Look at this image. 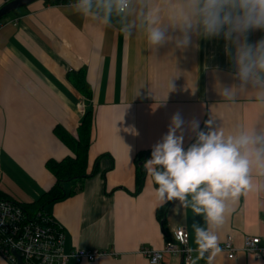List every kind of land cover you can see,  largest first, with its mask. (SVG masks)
I'll list each match as a JSON object with an SVG mask.
<instances>
[{
	"label": "crops",
	"instance_id": "0c3cea01",
	"mask_svg": "<svg viewBox=\"0 0 264 264\" xmlns=\"http://www.w3.org/2000/svg\"><path fill=\"white\" fill-rule=\"evenodd\" d=\"M73 3L36 0L0 22V191L17 203H30L49 189L54 177L46 161L72 154L61 132L75 136L83 113L91 110L87 170L101 155L98 172L75 185L63 183L67 194L44 211L64 229L65 251L113 253L70 264H151L141 247L162 249L181 225L188 247H194L191 225L203 221L171 201L166 234L156 217L162 203L146 171L136 192V154L152 151L176 112L207 131L205 121L212 115L217 124L229 126L235 119L254 120L256 109L246 98L241 107L221 103L218 87L237 83L222 37H193L186 50L168 44L153 52L142 34L126 38L77 13ZM261 38L264 32L254 31L248 39ZM193 142L195 135L186 132L184 147ZM25 175L38 185L36 193L41 191L29 201L15 192L25 188L18 180ZM233 208L218 235L220 245L231 235L238 250L233 259L222 252L213 264H264V189L242 195ZM245 235L259 237L258 256L240 249ZM195 256L192 252L190 264ZM0 264L9 263L0 256ZM158 264L183 261L165 254Z\"/></svg>",
	"mask_w": 264,
	"mask_h": 264
},
{
	"label": "clouds",
	"instance_id": "9594fccd",
	"mask_svg": "<svg viewBox=\"0 0 264 264\" xmlns=\"http://www.w3.org/2000/svg\"><path fill=\"white\" fill-rule=\"evenodd\" d=\"M71 7L126 38L142 34L153 52L168 44L186 50L193 37L226 41L237 83L218 87L221 103L241 107L246 98L255 106L256 118L225 126L212 115L205 131L198 120L186 123L176 112L143 165L162 204L179 201L201 217L203 223L194 220L191 225L194 247L188 252L196 253L192 264H213L223 252L218 233L233 205L242 195L264 189V38L255 43L248 39L254 31L264 32V0H74ZM169 84L173 90L171 80ZM186 132L195 135L187 148ZM173 234L185 241L183 225Z\"/></svg>",
	"mask_w": 264,
	"mask_h": 264
},
{
	"label": "built area",
	"instance_id": "2783aa9c",
	"mask_svg": "<svg viewBox=\"0 0 264 264\" xmlns=\"http://www.w3.org/2000/svg\"><path fill=\"white\" fill-rule=\"evenodd\" d=\"M9 0H0V7ZM7 209V210H6ZM178 228V227H177ZM176 228V229H177ZM183 243L174 234L167 239L162 249L141 247L142 254L151 264H158L165 254L181 256L183 264H190L192 253L188 252V233ZM65 232L62 226L44 210L27 213L12 200L0 199V256L9 264H19L11 250L20 256L21 264H70L81 261H95L112 252L100 249L71 248L64 250ZM257 236L245 235L241 250L258 256ZM223 252L229 259L235 257L238 248L234 247L231 235L221 243Z\"/></svg>",
	"mask_w": 264,
	"mask_h": 264
},
{
	"label": "trees",
	"instance_id": "16d2710c",
	"mask_svg": "<svg viewBox=\"0 0 264 264\" xmlns=\"http://www.w3.org/2000/svg\"><path fill=\"white\" fill-rule=\"evenodd\" d=\"M47 2L56 4L70 1H59V0H45ZM74 2V1H72ZM17 10V9H16ZM14 10V11H16ZM12 11V12H14ZM11 13V12H10ZM9 14V13H8ZM7 14V15H8ZM6 16V15H5ZM4 16V17H5ZM2 17L0 22L4 19ZM91 121L92 111L85 110L81 118L80 124L76 129V135L73 136L66 131H62L60 136L62 141L71 149L72 154L66 155L61 159H48L45 163L46 168L54 177V182L49 189L44 191L36 200L30 203H17L27 213L44 210L46 204L63 198L67 193L63 188V183L76 184L85 178L91 177L98 172L97 162L100 156H97L90 169L88 168V150L91 141ZM151 152H140L135 156L136 171H135V182L136 192L141 188V185L145 178V169L143 167L144 162ZM73 192V191H72ZM0 197L2 199L11 200L7 195L0 191ZM13 201V200H12ZM169 202L162 204L156 210V217L160 222L162 230L167 234L165 226V212ZM170 237H166L169 239Z\"/></svg>",
	"mask_w": 264,
	"mask_h": 264
},
{
	"label": "water",
	"instance_id": "95a60500",
	"mask_svg": "<svg viewBox=\"0 0 264 264\" xmlns=\"http://www.w3.org/2000/svg\"><path fill=\"white\" fill-rule=\"evenodd\" d=\"M34 1L36 0H9L0 7V19L5 15H7L8 13L16 9H19L21 7H25ZM59 1H74V0H59ZM11 252L15 256L17 263L21 264L22 261L19 254L14 249H12Z\"/></svg>",
	"mask_w": 264,
	"mask_h": 264
},
{
	"label": "rangeland",
	"instance_id": "374dc122",
	"mask_svg": "<svg viewBox=\"0 0 264 264\" xmlns=\"http://www.w3.org/2000/svg\"><path fill=\"white\" fill-rule=\"evenodd\" d=\"M18 180H19L20 184H22L25 188L20 187L21 192L20 191H15V192H18L17 193L18 196H21V198H24L25 201H29L30 197L35 196L36 194L38 196L41 193V191H38L36 193V191L38 189V185L30 177L25 175V176H22V178H19ZM22 192H24V193H22ZM23 195H26L27 197H24Z\"/></svg>",
	"mask_w": 264,
	"mask_h": 264
}]
</instances>
